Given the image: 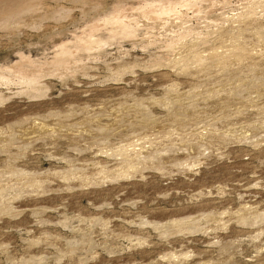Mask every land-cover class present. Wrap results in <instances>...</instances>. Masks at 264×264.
I'll return each instance as SVG.
<instances>
[{
	"label": "rangeland",
	"instance_id": "rangeland-1",
	"mask_svg": "<svg viewBox=\"0 0 264 264\" xmlns=\"http://www.w3.org/2000/svg\"><path fill=\"white\" fill-rule=\"evenodd\" d=\"M0 264H264V0H0Z\"/></svg>",
	"mask_w": 264,
	"mask_h": 264
}]
</instances>
